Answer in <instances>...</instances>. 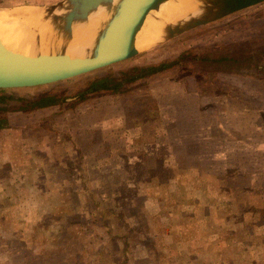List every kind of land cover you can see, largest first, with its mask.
Returning <instances> with one entry per match:
<instances>
[{"label": "rangeland", "instance_id": "obj_1", "mask_svg": "<svg viewBox=\"0 0 264 264\" xmlns=\"http://www.w3.org/2000/svg\"><path fill=\"white\" fill-rule=\"evenodd\" d=\"M108 77L117 89L74 98ZM3 95L0 188L9 201L35 197L36 210L26 224L0 209V240L11 241L0 264H122L125 240L127 264H264V4Z\"/></svg>", "mask_w": 264, "mask_h": 264}, {"label": "water", "instance_id": "obj_2", "mask_svg": "<svg viewBox=\"0 0 264 264\" xmlns=\"http://www.w3.org/2000/svg\"><path fill=\"white\" fill-rule=\"evenodd\" d=\"M170 1L53 0L37 6L0 9L12 16L34 10L36 19L21 22L18 28L38 40L36 51L31 55L11 49L0 39V91L49 86L93 73L182 34L264 4V0H195L198 13L163 22L158 12L162 4ZM98 15L102 18L92 23ZM148 19L161 22L160 36L147 48L140 49L136 38ZM88 29L89 38L80 42V36Z\"/></svg>", "mask_w": 264, "mask_h": 264}, {"label": "bare ground", "instance_id": "obj_3", "mask_svg": "<svg viewBox=\"0 0 264 264\" xmlns=\"http://www.w3.org/2000/svg\"><path fill=\"white\" fill-rule=\"evenodd\" d=\"M198 12V3L195 0H172L160 6L158 15L163 22H174L178 18L184 16V14H196ZM35 14L36 12L34 10H27L24 12H17L16 16H12L6 11H0V39L4 45L18 52L33 55L38 46L37 38L32 34H24L18 26L21 22L29 23L34 21L36 19ZM101 18V15L96 16L92 19V23L96 21L99 22ZM10 27H14V29L12 30ZM160 27L161 22L158 23L149 19L146 20L136 38L137 48H147L152 42L158 40L161 32ZM89 30L90 29L83 32L80 36V42H85L89 38ZM21 43H23L24 49H21Z\"/></svg>", "mask_w": 264, "mask_h": 264}, {"label": "trees", "instance_id": "obj_4", "mask_svg": "<svg viewBox=\"0 0 264 264\" xmlns=\"http://www.w3.org/2000/svg\"><path fill=\"white\" fill-rule=\"evenodd\" d=\"M149 71L151 72L150 69H149ZM120 83H121V80H115V79H113L111 77H108V78H105V79H101L100 81H96L95 84L89 86L85 92H82L81 94L76 95L74 98L77 101H82L84 99V97L87 94H89V93H92L94 91H101V90H103V91H105V90L106 91L115 90V89L118 88V86L120 85ZM7 92H10V91H0V94H5ZM5 97L10 98L8 96L3 95V96H0V100L2 98L5 99ZM61 100H63V99H57V98H54V97H47L42 102L43 103H46V104H48V103L54 104V103H58ZM25 102L26 101H24L22 105L24 107H29L30 106L28 110H32V109L35 110L36 108H38V105H39L38 103H40V102H38V103H26L24 105ZM4 128H7V123L5 122V119L4 118H0V130L1 129H4ZM83 159H84V157L79 153V156H78V160H79L78 163H79V165L83 162ZM92 203H93L92 204L93 205V210L96 211V212H98V213H100L102 215V217L103 216H106L108 213L111 212L109 210H102L100 208V206H99V203L96 202V201H94V200H92ZM13 216H14V218L15 217H20L18 215H13ZM14 218H13V221H15ZM10 245H11L10 239H6V240H3V241L0 240V249L2 251L3 250H6V249L8 250L10 248ZM127 250H128V242L125 240L122 243V247H121V253H122V256L124 257V261L122 262V264H127V254H128L127 253Z\"/></svg>", "mask_w": 264, "mask_h": 264}, {"label": "crops", "instance_id": "obj_5", "mask_svg": "<svg viewBox=\"0 0 264 264\" xmlns=\"http://www.w3.org/2000/svg\"><path fill=\"white\" fill-rule=\"evenodd\" d=\"M188 136H190V134H188ZM175 142L176 141L173 139V147H185L186 146V144H184L183 146H181V140L177 141L176 143ZM32 151L33 150H31V152ZM36 152H38V151L35 150L34 153H36ZM212 162L221 164L222 161H215L214 159H212ZM0 183H1V180H0ZM21 185H29V187H31V189H33V187L34 188L37 187V183L34 181V179H29V181H24V182L21 183ZM7 187L8 188H11L13 186L8 185ZM31 192L32 191H29V198L32 197V193ZM5 193L6 192L3 191V189L0 188V199H6V200H8L5 203L6 205H0V209L2 208V210H3V207H9L10 209L17 210V213H12V214L13 215L20 216V218L24 219L25 220V223H26V216H28V215H31L32 216L34 214L33 210H36L35 205H28L32 199H35V197H33L32 199H30L27 202H23L21 199L25 200V199H27L26 197L15 196L13 198V200H15V201H9L11 198L6 197L4 195ZM0 215H2V213H0ZM14 233H16V231Z\"/></svg>", "mask_w": 264, "mask_h": 264}]
</instances>
